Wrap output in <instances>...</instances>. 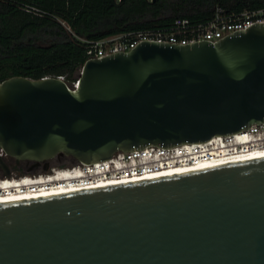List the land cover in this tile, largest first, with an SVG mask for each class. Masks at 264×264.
I'll list each match as a JSON object with an SVG mask.
<instances>
[{"label":"water","instance_id":"obj_1","mask_svg":"<svg viewBox=\"0 0 264 264\" xmlns=\"http://www.w3.org/2000/svg\"><path fill=\"white\" fill-rule=\"evenodd\" d=\"M264 122V22L210 42L141 41L87 58L77 85L0 81V148L53 158L233 135ZM3 174L10 172L0 156ZM0 264H264V154L134 181L0 200Z\"/></svg>","mask_w":264,"mask_h":264},{"label":"trees","instance_id":"obj_2","mask_svg":"<svg viewBox=\"0 0 264 264\" xmlns=\"http://www.w3.org/2000/svg\"><path fill=\"white\" fill-rule=\"evenodd\" d=\"M217 6L237 14L264 9V0H0V81L12 75L67 81L88 58L90 42L167 29L176 18L206 23ZM60 158L68 159L61 166L76 162Z\"/></svg>","mask_w":264,"mask_h":264},{"label":"built area","instance_id":"obj_3","mask_svg":"<svg viewBox=\"0 0 264 264\" xmlns=\"http://www.w3.org/2000/svg\"><path fill=\"white\" fill-rule=\"evenodd\" d=\"M261 22H264V9L244 10L232 14L217 6L213 18L206 23L194 25L186 18H176L167 29L139 30L92 41L87 47V54L88 58H100L111 53L130 50L139 42L145 40L175 44H186L201 40L215 42L230 33ZM58 77L64 80L63 76ZM76 85L77 81L69 86L74 88ZM242 131H245L246 138L250 140L249 143H246V147L264 146V122L254 123ZM231 135L214 136L205 142L186 143L173 147L146 146L141 149L119 151L106 160L92 163L75 162L65 166L50 165L45 171L17 173L12 169L8 174H3L0 169V194L19 193L25 192V190L34 191L35 188L42 185L45 186L44 189H47L49 185H55L53 183L56 181L50 180L49 177L56 174H76L77 176L74 178L79 179H75L72 183L79 186H88L108 178L151 174L168 167L170 164L192 161L197 156L207 158L212 156V152H218L219 147L225 145L232 148L233 152L241 150L244 144L232 145L236 140H231ZM0 156L7 164L9 163L11 158L1 148ZM60 183L63 185L68 184L67 181L58 184Z\"/></svg>","mask_w":264,"mask_h":264},{"label":"bare ground","instance_id":"obj_4","mask_svg":"<svg viewBox=\"0 0 264 264\" xmlns=\"http://www.w3.org/2000/svg\"><path fill=\"white\" fill-rule=\"evenodd\" d=\"M244 132L245 131H242V132L240 131V132H237L235 135H231L230 136L231 138L227 137V138H230L231 140L232 139L236 140L235 142L232 143V145L239 144V143L244 144L243 148L241 150H236V152H233L232 148H228L227 147L228 145L227 146L225 145L224 147H219L220 149L218 152L216 151L212 152V156H208L207 158L197 156L192 161L170 164L168 167H164L161 170L151 173V174H145L142 176L122 177V178H108L107 180L106 179L100 180L88 186H79V185L73 184L72 181H74L75 179L77 180L79 179V178H74L77 176L76 174L75 175L56 174L54 176L49 177L50 180L56 181L53 183L55 185H49L47 189H44L45 186L42 185L39 188H35L34 191L25 190V192H19V193L11 192L7 194H0V200L25 199L29 197H37V196L54 194V193H59V192H64V191H69V190H75V189H83V188H90V187H97V186H104V185L134 181V180H139V179H145V178H150V177L183 172V171H187L191 169H197L200 167L222 163V162L236 159V158L246 156V155L264 154V146L246 147V143H249L250 140L246 138V134ZM216 139L218 138L216 137ZM64 181H67L68 184L67 185H63L62 183L58 184L59 182H64Z\"/></svg>","mask_w":264,"mask_h":264},{"label":"rangeland","instance_id":"obj_5","mask_svg":"<svg viewBox=\"0 0 264 264\" xmlns=\"http://www.w3.org/2000/svg\"><path fill=\"white\" fill-rule=\"evenodd\" d=\"M80 68L81 67H79L76 71H74L73 72V74H72V76L66 81L67 82V84H69V85H72V83L73 82H75V81H77L78 80V76H79V73H80ZM63 157V156H62ZM12 159H10L9 160V163H12ZM61 162H68V159L66 158H64V159H62V158H60L59 157V159H57V158H53L52 160H51V162H50V165H54V166H61L59 163H61ZM75 162H73V163H68V164H66V165H71V164H74ZM14 170V169H13ZM40 170H42L41 169V166L40 167H38V168H34L33 170H30V171H35V172H38V171H40ZM15 172H17V173H22L20 170L18 171V170H14ZM26 170H24V172H25Z\"/></svg>","mask_w":264,"mask_h":264},{"label":"flooded vegetation","instance_id":"obj_6","mask_svg":"<svg viewBox=\"0 0 264 264\" xmlns=\"http://www.w3.org/2000/svg\"><path fill=\"white\" fill-rule=\"evenodd\" d=\"M32 164H33V163H32V162H29V161H21V162H19L18 164H16L14 161H12V163H8V166H9V169H10V170H12V165H17V166H19L20 168H22V169H24V170L27 171V169H28L29 167H31ZM38 167H40V166L33 167L32 170H33L34 168H38Z\"/></svg>","mask_w":264,"mask_h":264}]
</instances>
